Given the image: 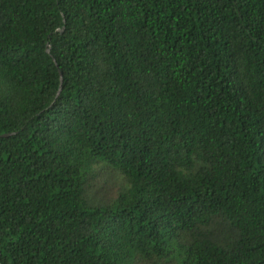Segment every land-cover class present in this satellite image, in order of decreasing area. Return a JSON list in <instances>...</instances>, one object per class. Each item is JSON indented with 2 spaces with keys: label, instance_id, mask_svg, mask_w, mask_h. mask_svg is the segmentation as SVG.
<instances>
[{
  "label": "trees",
  "instance_id": "trees-1",
  "mask_svg": "<svg viewBox=\"0 0 264 264\" xmlns=\"http://www.w3.org/2000/svg\"><path fill=\"white\" fill-rule=\"evenodd\" d=\"M0 254L264 264V0H0Z\"/></svg>",
  "mask_w": 264,
  "mask_h": 264
},
{
  "label": "water",
  "instance_id": "water-1",
  "mask_svg": "<svg viewBox=\"0 0 264 264\" xmlns=\"http://www.w3.org/2000/svg\"><path fill=\"white\" fill-rule=\"evenodd\" d=\"M47 51L50 52V47H48V50H47ZM62 81H63V80H62V75H61V83H62ZM61 91H62V87L59 88V91H58V93H57V96L60 95ZM9 135H11V134L4 135L3 137H7V136H9ZM0 256H1V254H0Z\"/></svg>",
  "mask_w": 264,
  "mask_h": 264
}]
</instances>
